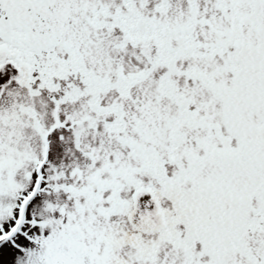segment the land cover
Here are the masks:
<instances>
[{
  "label": "snow or ice",
  "instance_id": "obj_1",
  "mask_svg": "<svg viewBox=\"0 0 264 264\" xmlns=\"http://www.w3.org/2000/svg\"><path fill=\"white\" fill-rule=\"evenodd\" d=\"M0 264H264V0H0Z\"/></svg>",
  "mask_w": 264,
  "mask_h": 264
}]
</instances>
